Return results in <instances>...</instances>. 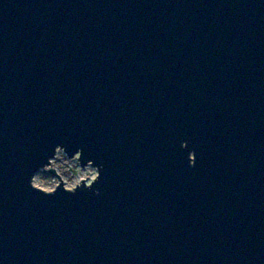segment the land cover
I'll return each mask as SVG.
<instances>
[{
	"label": "water",
	"instance_id": "obj_1",
	"mask_svg": "<svg viewBox=\"0 0 264 264\" xmlns=\"http://www.w3.org/2000/svg\"><path fill=\"white\" fill-rule=\"evenodd\" d=\"M0 264H264V0H0Z\"/></svg>",
	"mask_w": 264,
	"mask_h": 264
},
{
	"label": "clouds",
	"instance_id": "obj_2",
	"mask_svg": "<svg viewBox=\"0 0 264 264\" xmlns=\"http://www.w3.org/2000/svg\"><path fill=\"white\" fill-rule=\"evenodd\" d=\"M180 147L185 149L187 142L181 143ZM82 152V149H77L69 158L65 148L55 146L46 164L30 177V189L46 197L53 196L57 190L68 195L75 194L81 187L91 190L100 179L101 169L100 166H94L91 160L81 166ZM195 162V152L190 151L187 156L188 167H194ZM94 194L98 195V190Z\"/></svg>",
	"mask_w": 264,
	"mask_h": 264
},
{
	"label": "rangeland",
	"instance_id": "obj_3",
	"mask_svg": "<svg viewBox=\"0 0 264 264\" xmlns=\"http://www.w3.org/2000/svg\"><path fill=\"white\" fill-rule=\"evenodd\" d=\"M49 175H52V174L49 173Z\"/></svg>",
	"mask_w": 264,
	"mask_h": 264
}]
</instances>
